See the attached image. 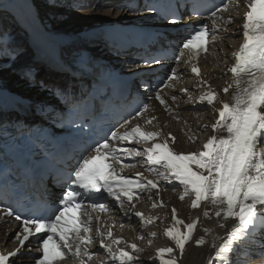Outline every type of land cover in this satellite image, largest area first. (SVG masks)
<instances>
[{
	"label": "snow or ice",
	"instance_id": "1",
	"mask_svg": "<svg viewBox=\"0 0 264 264\" xmlns=\"http://www.w3.org/2000/svg\"><path fill=\"white\" fill-rule=\"evenodd\" d=\"M243 2L246 7L241 25L243 42L232 53L234 63L228 69L232 82L222 89L224 94L231 89L230 100L219 99V93L203 78L198 64L192 61H198L209 52L210 45L224 38L220 34L227 32V26L235 19L230 15L225 17L224 13L232 8L238 9L240 0H222L220 5L206 8L210 13L207 17L210 23H202L195 28L182 41L176 56V60L188 65L198 78L194 87L201 91L195 102L206 103L207 106L221 105L214 109L218 117L210 125L213 134L203 143L202 150L177 152L173 147L176 137L171 133L163 134L162 129L153 130L157 128L154 124L157 117L146 116L150 106L144 104L132 118L142 119L143 124L137 122L132 125L131 120L127 121L131 127L112 131L110 138L85 149L88 154L82 155L77 167L63 177L65 184L70 182L75 187L67 188L59 205L53 207L42 198L21 193V198L31 205L28 215H22L23 207L18 211L11 203L0 210V218H13L20 224L14 236L17 247L6 253L0 250V264H10L12 258H18L26 242L36 234H46L37 248L41 255L36 264H66L69 260L72 264H141L139 253L143 249L136 243L114 236L113 226L104 223L101 216L111 211L109 205L92 199L91 194L106 193L121 211H125L126 205L129 210L135 208L134 200L141 198L140 193L156 190L155 195L159 199L161 180L178 181L183 186L180 200L192 197L190 207L199 209L203 205L202 216L207 220H212L213 216L220 218L215 221L219 228L224 229L227 221H233L225 235L214 236L211 244L215 249L214 259L220 264H231L228 254L236 252L246 238H252L257 227L264 230V0ZM193 11L198 13V6L193 5ZM171 22L176 23L175 20ZM185 53L186 60L183 59ZM24 75L31 77V70L25 71ZM182 75L178 68L171 69L163 82L164 88L175 89ZM162 91L156 92L153 98L166 112L172 113V105L178 103V96L166 98ZM179 91L187 95L185 103L194 102L189 88ZM208 127L202 126L200 131H206ZM125 143L149 146L141 149L126 147ZM136 158H140L142 167L147 165V171L155 174L156 179H148L144 171H138L135 179L123 174L125 169L136 167L135 163H124V160ZM85 194L88 195L87 203L81 198ZM158 206H164L162 199H159V204L152 203L153 208ZM135 216L143 224H153L159 219L145 217L139 211ZM171 218L173 223L164 229L163 235L174 246L161 247L156 251L154 259L159 264H180L186 246L190 242L198 247L205 245V236L212 232V229L204 227V235L193 241L201 218L196 217L186 223L177 217L175 207L171 209ZM151 235L155 237L156 233ZM139 238L143 239V236ZM217 240L222 243L217 245ZM97 241L98 250L91 251ZM102 254L104 258H100Z\"/></svg>",
	"mask_w": 264,
	"mask_h": 264
},
{
	"label": "bare ground",
	"instance_id": "2",
	"mask_svg": "<svg viewBox=\"0 0 264 264\" xmlns=\"http://www.w3.org/2000/svg\"><path fill=\"white\" fill-rule=\"evenodd\" d=\"M72 1V9L85 10L74 11L68 14L63 11V8L61 9V4L56 5V9L52 12V15L54 19H56L55 23H58V25L52 27L46 19L41 21L37 18L38 11L36 7L31 4L30 0H0V10L5 11L8 15L10 14V18H12L11 21H9L10 18L7 14L5 17L2 16V29L7 28L10 33L12 31L17 33L12 39H9L8 36L5 35L2 37L0 36L1 90L18 92V94L28 95L31 98L37 97V87L33 85V75L31 77H26L24 75L25 71H38L41 75L39 79H54L56 77L51 73V75L48 76L47 73L50 71L45 66H41L40 68L30 66L31 61L33 62V60L40 59V56L33 51L36 44L47 43L48 45L54 46L57 51L62 48L61 51H64V54L61 52L62 55L69 53L74 46L80 45L83 47L87 45L85 52H89L93 56H98L103 53V49L99 47L96 40H93L90 36V31L101 25L112 24L115 21H121L132 17V15L115 7L117 6L115 3L117 0H104L97 5L96 2H91L88 5V0ZM60 15L69 18L59 21L58 17ZM239 15H241V11ZM237 26L238 24H235L233 28ZM17 30H19V32ZM72 38L73 40H71ZM59 43H64V45L68 46L60 47L57 45ZM237 43L238 40L235 35L228 38L218 47L219 51L214 52L210 58L204 60V62L207 61L206 69H211L208 71L209 73L206 74V77L210 78V84L219 94L221 93V95L223 93V87L228 84L227 74L224 73L223 68H226L227 63L232 60V53L238 47ZM22 49H27L31 58L28 61L15 64V62L22 61L14 57L15 53ZM212 61H214V63H212ZM44 69H46L47 72ZM15 72L18 73L19 77L15 76ZM213 74L216 75V78H211ZM187 76H189V74H187ZM189 81L190 80H188V82ZM27 86L32 89V92L25 91ZM191 86L192 84H190V87ZM192 89L194 102L179 107L180 114L176 116V118H178L177 122H171L165 127L158 123L157 128L153 129H162L163 134L171 133L175 136L176 143L173 147L177 152L189 153L202 150L203 143L213 134L210 125L214 123L217 118L216 111L214 110L218 108L217 103L214 106H210L204 112H192L184 109L187 107L186 105L200 104L195 102V98L198 97L201 90L195 87ZM229 93L226 95H229ZM187 99V96L181 95L178 102L186 101ZM156 113H158V111ZM171 117L173 116H169L165 118V120H171ZM205 125L209 126L207 130L200 131V128ZM144 172L155 177V174L148 172L146 169ZM160 186H162L163 189H160L159 199L163 200L164 206L152 207L153 202L159 204V199L155 195L156 190H153L151 193L144 194L141 202L135 208L136 212L141 210L145 217H159L153 224H143L140 222V218L133 214V209H125L127 213H130V216L121 234L127 241L136 243L143 249V251L139 253L141 264H157L155 259L150 260L149 258L155 257L156 251L161 247L174 246L173 242L163 235L164 229L171 226L173 223L171 218V209L173 207L177 209V217L184 220L186 223L192 222L196 217L201 218V223L198 224L194 233L193 241L204 235V227L212 229V232L205 236V245L198 247L195 246L194 242H190L186 246V252L180 264H220L219 260L214 259L215 249L211 247V244L214 236L225 235L226 231L231 228L233 221H227L226 227L221 229L215 224V221L220 218L213 216L212 220H207L202 216L203 205L199 209H192L190 207L192 197H186L184 200H180L179 197L183 195V186L180 185L178 181L174 179L169 181L161 180ZM149 196H151V199H149ZM124 213L115 211V216L119 217V219H123ZM2 228L3 225L0 229V236L4 237L5 235L2 232ZM153 232L156 233L155 237L151 235ZM141 236H143V239L139 238ZM7 239H9V237H7ZM220 243H222V241H216L217 245ZM228 256L231 264H247L246 262L249 257H253V261L255 262H259L260 260L259 257H256V248L251 239H245L243 243L239 244L237 251L229 253ZM102 258L104 257L102 256ZM23 264H31V262L26 259L23 261Z\"/></svg>",
	"mask_w": 264,
	"mask_h": 264
},
{
	"label": "rangeland",
	"instance_id": "3",
	"mask_svg": "<svg viewBox=\"0 0 264 264\" xmlns=\"http://www.w3.org/2000/svg\"><path fill=\"white\" fill-rule=\"evenodd\" d=\"M31 1V4L33 5V6H35L36 7V9H37V18H39L41 21L42 20H44V19H46L47 21H48V23H49V25H51L52 27H55L56 25H58V23H55L56 22V19H54V17H53V15H52V12L56 9V5H59V4H61V9L63 8L64 10V12H67L68 14H70V13H72V12H74V11H81V10H85V9H72V7H71V4L73 3V1L72 0H30ZM71 1V2H70ZM77 1H79V0H77ZM102 1H104V0H88V2H87V4L89 5V3H91V2H96V5L97 4H99V3H101ZM69 2H70V5H69ZM116 3V2H115ZM69 5V6H68ZM95 5V6H96ZM101 6V5H100ZM69 7V8H68ZM102 7V6H101ZM116 8H118L117 6H115ZM114 7V8H115ZM87 8H89V7H87ZM1 12H0V36L2 37V36H8V38L9 39H12L13 38V36L14 35H16L17 33L15 32V31H12L11 33L9 32V30L7 29V28H4V29H2V25H3V17H5V15L7 14L5 11H3V10H0ZM56 13H58V12H56ZM3 16V17H2ZM7 16L10 18V14L8 15L7 14ZM8 18V19H9ZM69 17H63L62 15H60L59 17H58V19H59V21H63V20H66V19H68ZM6 19V18H5ZM11 19L12 18H10L9 19V21H11ZM2 23V24H1ZM18 32H19V30H17ZM16 33V34H15ZM58 34V33H57ZM28 52V53H27ZM23 54V55H22ZM20 55H22V56H20ZM30 54H29V51L26 49H22V50H18L16 53H15V59H19V60H22V61H18V62H15V64H20V63H22V62H25V61H28V59L29 58H31L30 56H29ZM37 64L35 63V62H32L31 61V65L30 66H36ZM38 65H39V63H38ZM37 65V66H38ZM44 70H46V69H44ZM46 72H47V70H46ZM55 74V73H53V72H49V73H47V75L48 76H50L51 74ZM38 78H41V75L38 73ZM15 76H17V77H19L18 76V73H16L15 72ZM21 80H24V79H21ZM29 83V82H28ZM34 86H35V83H34ZM28 90V91H27ZM25 91L26 92H32V89L31 88H29L28 86L25 88ZM37 96V95H36Z\"/></svg>",
	"mask_w": 264,
	"mask_h": 264
},
{
	"label": "water",
	"instance_id": "4",
	"mask_svg": "<svg viewBox=\"0 0 264 264\" xmlns=\"http://www.w3.org/2000/svg\"><path fill=\"white\" fill-rule=\"evenodd\" d=\"M16 95H19L18 93H15Z\"/></svg>",
	"mask_w": 264,
	"mask_h": 264
}]
</instances>
